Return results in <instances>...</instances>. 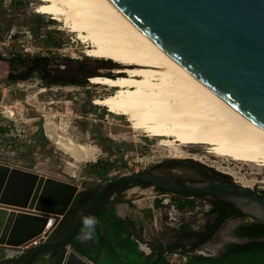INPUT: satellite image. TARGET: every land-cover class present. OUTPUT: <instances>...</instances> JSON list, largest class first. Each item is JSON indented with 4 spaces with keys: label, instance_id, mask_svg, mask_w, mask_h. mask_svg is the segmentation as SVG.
Masks as SVG:
<instances>
[{
    "label": "rangeland",
    "instance_id": "374dc122",
    "mask_svg": "<svg viewBox=\"0 0 264 264\" xmlns=\"http://www.w3.org/2000/svg\"><path fill=\"white\" fill-rule=\"evenodd\" d=\"M40 3L42 0H0V73L8 65L7 58L18 57L28 63L34 56H46L62 65L84 62L95 68L93 74H122L116 73L115 61L87 55L85 50L91 43L80 41L51 14L39 13ZM112 93L113 89L92 78L60 85L47 83L37 73L25 81H7L0 75V157L11 165L78 181L84 184L80 191L177 158L197 159L230 176L232 181L264 190V164L218 155L205 144H162L161 135L134 130L128 116L115 114L96 102ZM98 160L110 164L102 178L92 173L89 166ZM170 168L185 179L200 177L186 163ZM179 196L138 184L129 186L121 195L114 194L112 199L122 198L114 204L116 213L121 219L134 221L144 237L139 247L149 254L154 245L172 244L177 239L176 230L183 224L197 229L206 219L213 218L207 214L208 197H188L185 201ZM157 199L161 203L157 204ZM238 222L234 217L227 219L213 239L195 253L220 256L227 244L244 242L232 234ZM8 250L18 255L23 252L20 248ZM5 254L6 250L0 248V259ZM166 257L174 264H185L187 260L179 250L166 252Z\"/></svg>",
    "mask_w": 264,
    "mask_h": 264
},
{
    "label": "water",
    "instance_id": "95a60500",
    "mask_svg": "<svg viewBox=\"0 0 264 264\" xmlns=\"http://www.w3.org/2000/svg\"><path fill=\"white\" fill-rule=\"evenodd\" d=\"M112 1L183 67L264 126V0ZM94 69L68 66L59 69L58 75L88 81ZM187 162L198 166L206 179L185 182L158 170V164L121 174L99 188L65 236L51 240L84 184L0 161V246L29 251L20 264H33L47 250L63 246L61 264H93L71 247V241L121 187L145 182L190 198L215 195L264 224V193L236 181L218 180L194 158L164 163ZM40 234L46 239L35 247L26 246Z\"/></svg>",
    "mask_w": 264,
    "mask_h": 264
},
{
    "label": "bare ground",
    "instance_id": "6f19581e",
    "mask_svg": "<svg viewBox=\"0 0 264 264\" xmlns=\"http://www.w3.org/2000/svg\"><path fill=\"white\" fill-rule=\"evenodd\" d=\"M37 8L91 43L87 55L118 63L122 74L96 71L88 81L113 89L96 102L128 116L134 130L161 135L168 146L205 144L218 155L264 164V126L183 67L112 0H42Z\"/></svg>",
    "mask_w": 264,
    "mask_h": 264
},
{
    "label": "trees",
    "instance_id": "16d2710c",
    "mask_svg": "<svg viewBox=\"0 0 264 264\" xmlns=\"http://www.w3.org/2000/svg\"><path fill=\"white\" fill-rule=\"evenodd\" d=\"M111 63V62H109ZM82 83V81H76ZM109 163L103 160L90 163V169L98 177L107 175ZM222 174V173H221ZM232 181L230 176L222 174ZM142 186H150V183H141ZM132 186L127 184L116 193H121ZM101 187V186H100ZM99 186L81 190L75 197L70 209L55 227L49 239L55 240L65 236L74 226L80 214L89 205L92 198L99 191ZM161 192H166L156 188ZM264 193V190H261ZM115 193V194H116ZM182 200H189L185 196H179ZM210 197V198H209ZM213 208L207 212L209 219L202 229H192L183 224L176 230L177 239L168 247L153 246L151 253L146 254L139 247L144 241L141 231H137L132 219H121L115 209V203L122 198L112 199L99 212L96 219L87 224L81 232L71 241V247L90 260L98 264H174L166 257V252L179 250L182 255L187 256L185 264H264V224L259 221L241 225L237 228V234L245 237L247 241L232 242L227 244L226 252L220 256H208L195 253L205 243L211 241L221 221L227 216H247L236 205L220 199L215 195L209 196ZM157 204L161 203L157 199ZM233 211V212H232ZM66 252V247H58L47 250L50 253L51 264H61ZM29 253L25 252L15 258H6L0 264H20Z\"/></svg>",
    "mask_w": 264,
    "mask_h": 264
},
{
    "label": "flooded vegetation",
    "instance_id": "af4514ba",
    "mask_svg": "<svg viewBox=\"0 0 264 264\" xmlns=\"http://www.w3.org/2000/svg\"><path fill=\"white\" fill-rule=\"evenodd\" d=\"M21 59L18 57H13V58H7L6 61L8 62V65L6 67L1 68V78L7 79V81H25L28 78L31 77L33 73H37L40 75L41 79L46 81L49 84H60V85H66V84H77L80 81L76 78L73 77H62L58 75V70L61 68H65L68 66L76 67V68H85L90 65L84 63V62H79L76 65H72L70 62L62 65L59 62L53 61L50 57L46 56H34L30 62H22L20 61ZM107 64V63H106ZM25 65V66H24ZM108 67H111V64L108 62ZM166 161V160H165ZM160 162L158 164V170L168 172V173H173L170 166L176 165V163H164ZM187 165H190L195 171H197L200 175L199 178H188L185 179L184 177L177 175L181 180L185 182H200L204 181L206 179L205 175L200 172L199 167L193 164L192 162H187ZM204 168L206 169L207 173L211 175L212 177L221 180V181H229L227 177L222 175L221 173L215 171L214 169L204 165ZM174 174V173H173ZM165 193V192H164ZM168 193V192H167ZM209 197V196H208ZM210 198V197H209ZM213 208V203L209 200V208L208 211H210ZM233 212V211H232ZM233 216H227L225 217L221 223H224L227 219L231 218ZM239 219V222L236 224L235 228L233 229L232 234L235 235L236 237L243 239L244 241H247L245 237H240L237 234V228L240 227L241 225L249 224L255 221L253 218L250 216H237L234 217ZM209 219H206L204 223L202 224L201 227H198L197 229H202L205 227L206 223L208 222ZM220 227L217 228L216 232L219 230ZM215 232V234H216ZM214 234V235H215ZM227 246V245H226ZM226 252V247L225 251ZM222 255V254H221Z\"/></svg>",
    "mask_w": 264,
    "mask_h": 264
},
{
    "label": "crops",
    "instance_id": "0c3cea01",
    "mask_svg": "<svg viewBox=\"0 0 264 264\" xmlns=\"http://www.w3.org/2000/svg\"><path fill=\"white\" fill-rule=\"evenodd\" d=\"M0 161H3V162H7L5 159H2L1 157H0ZM8 163V162H7ZM48 175V174H47ZM0 248H3V249H5L6 250V254H5V256L2 258V259H0V261L1 260H3V259H6V258H15V257H18V256H20L21 254H23L24 253V251L23 252H21V253H19V255L18 254H11L10 253V250H8V248L9 247H0ZM7 248V249H6ZM86 257V256H85ZM87 258V257H86ZM52 258H51V255H50V253H43L33 264H51V262L53 261V260H51ZM88 260H90L89 258H87ZM93 264H96L93 260H90Z\"/></svg>",
    "mask_w": 264,
    "mask_h": 264
},
{
    "label": "built area",
    "instance_id": "2783aa9c",
    "mask_svg": "<svg viewBox=\"0 0 264 264\" xmlns=\"http://www.w3.org/2000/svg\"><path fill=\"white\" fill-rule=\"evenodd\" d=\"M165 203L167 204V201H165ZM52 221H54V218H51ZM46 238L44 237L43 234H40L39 236L34 237L33 239H31L26 246L28 247H35L37 246L42 240H45ZM186 258V257H185Z\"/></svg>",
    "mask_w": 264,
    "mask_h": 264
}]
</instances>
